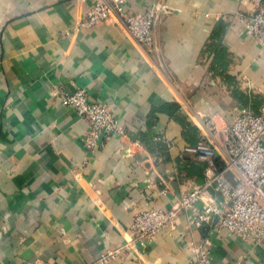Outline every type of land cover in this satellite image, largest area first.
<instances>
[{
	"label": "crops",
	"instance_id": "1",
	"mask_svg": "<svg viewBox=\"0 0 264 264\" xmlns=\"http://www.w3.org/2000/svg\"><path fill=\"white\" fill-rule=\"evenodd\" d=\"M127 1L172 8L153 50L116 20L80 26L97 0H0V264H97L132 239L136 213L204 184L208 163L188 151L203 123L224 138L239 109L264 102V47L240 18L252 0ZM79 88L125 135L86 149L88 123L61 100ZM200 207L110 264H194L206 240L215 264H264V242L197 225Z\"/></svg>",
	"mask_w": 264,
	"mask_h": 264
},
{
	"label": "built area",
	"instance_id": "2",
	"mask_svg": "<svg viewBox=\"0 0 264 264\" xmlns=\"http://www.w3.org/2000/svg\"><path fill=\"white\" fill-rule=\"evenodd\" d=\"M255 9L240 16L247 36L264 47V2L252 0ZM172 8L156 2L148 13L132 12L127 0H97L80 26L93 28L109 21L122 22L130 36L142 47L153 50L156 23ZM62 103L72 108L89 125L84 137L88 151L94 152L101 140L109 143L125 130L110 104L93 102L87 89L61 95ZM196 146L188 151L208 163L205 182L192 186L172 208H152L135 214L132 239L118 249H108L97 264H110L122 250L139 251L154 242L160 234H173L182 211L201 204L195 217L199 226L211 225L243 241L264 242V102L258 112L239 109L233 123L224 129V138H216V126L209 119L201 126ZM210 242L194 249V264H215Z\"/></svg>",
	"mask_w": 264,
	"mask_h": 264
}]
</instances>
